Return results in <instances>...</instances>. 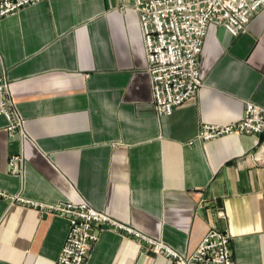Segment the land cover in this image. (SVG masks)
Here are the masks:
<instances>
[{
	"label": "crops",
	"instance_id": "1",
	"mask_svg": "<svg viewBox=\"0 0 264 264\" xmlns=\"http://www.w3.org/2000/svg\"><path fill=\"white\" fill-rule=\"evenodd\" d=\"M204 84L157 116L139 15L131 0H39L0 18V76L32 140L25 174L9 172L18 135L0 113V189L39 203L88 200L120 222L191 252L226 230L234 264H264V155L259 137L190 143L201 123L264 106V7L248 30L211 23ZM68 221L0 197V264H56ZM86 264H174L132 237L103 230Z\"/></svg>",
	"mask_w": 264,
	"mask_h": 264
},
{
	"label": "built area",
	"instance_id": "2",
	"mask_svg": "<svg viewBox=\"0 0 264 264\" xmlns=\"http://www.w3.org/2000/svg\"><path fill=\"white\" fill-rule=\"evenodd\" d=\"M36 1L39 0H0V18ZM131 5L139 15L153 110L157 116H164L195 96L204 84L199 63L209 25L215 23L224 27L230 35L239 36L248 30L252 17L264 7V0H131ZM244 108L243 116L229 123H201L190 143L214 140L229 134H252L259 137L255 153V160L259 161L264 155V106L247 100ZM0 113L7 119L5 129L9 138L18 135L21 143L20 151L9 157V172L23 176L26 159L22 142L25 138L32 139L4 74L0 76ZM0 197L67 219L68 232L56 264H86L92 245L100 232L107 229L132 237L143 247L166 256L174 264H234L232 240L226 230L209 229L198 246L186 253L160 237H153L120 222L83 198L80 202L46 204L20 194H8L2 189Z\"/></svg>",
	"mask_w": 264,
	"mask_h": 264
}]
</instances>
